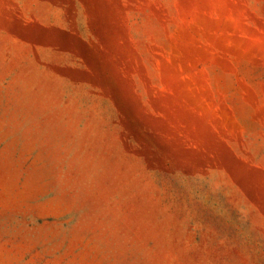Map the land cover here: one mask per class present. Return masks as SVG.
<instances>
[{
	"label": "rangeland",
	"instance_id": "374dc122",
	"mask_svg": "<svg viewBox=\"0 0 264 264\" xmlns=\"http://www.w3.org/2000/svg\"><path fill=\"white\" fill-rule=\"evenodd\" d=\"M0 264H264V0H0Z\"/></svg>",
	"mask_w": 264,
	"mask_h": 264
}]
</instances>
